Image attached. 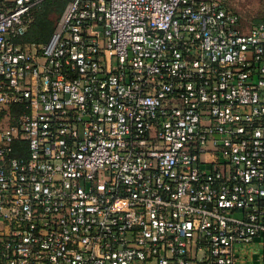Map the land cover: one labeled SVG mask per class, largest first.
Returning a JSON list of instances; mask_svg holds the SVG:
<instances>
[{
    "label": "built area",
    "instance_id": "2783aa9c",
    "mask_svg": "<svg viewBox=\"0 0 264 264\" xmlns=\"http://www.w3.org/2000/svg\"><path fill=\"white\" fill-rule=\"evenodd\" d=\"M43 1L0 0V264H264V23L67 0L22 43Z\"/></svg>",
    "mask_w": 264,
    "mask_h": 264
},
{
    "label": "trees",
    "instance_id": "16d2710c",
    "mask_svg": "<svg viewBox=\"0 0 264 264\" xmlns=\"http://www.w3.org/2000/svg\"><path fill=\"white\" fill-rule=\"evenodd\" d=\"M66 0H44L33 9L32 21L21 39L22 43H45L52 35ZM264 23V13L253 20V24ZM12 112L18 107H11Z\"/></svg>",
    "mask_w": 264,
    "mask_h": 264
},
{
    "label": "rangeland",
    "instance_id": "374dc122",
    "mask_svg": "<svg viewBox=\"0 0 264 264\" xmlns=\"http://www.w3.org/2000/svg\"><path fill=\"white\" fill-rule=\"evenodd\" d=\"M67 1V0H66ZM228 9L237 14L242 28L254 25L253 20L264 13V0H220Z\"/></svg>",
    "mask_w": 264,
    "mask_h": 264
}]
</instances>
